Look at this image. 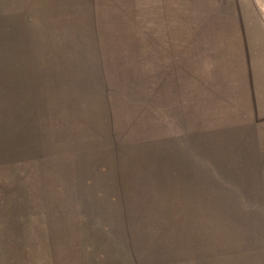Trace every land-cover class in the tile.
<instances>
[{
	"label": "rangeland",
	"instance_id": "374dc122",
	"mask_svg": "<svg viewBox=\"0 0 264 264\" xmlns=\"http://www.w3.org/2000/svg\"><path fill=\"white\" fill-rule=\"evenodd\" d=\"M0 264H264V0H0Z\"/></svg>",
	"mask_w": 264,
	"mask_h": 264
}]
</instances>
